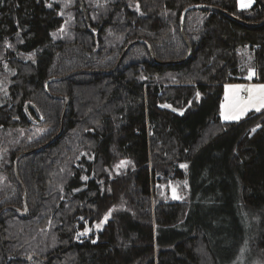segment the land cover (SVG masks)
<instances>
[{
  "label": "trees",
  "instance_id": "16d2710c",
  "mask_svg": "<svg viewBox=\"0 0 264 264\" xmlns=\"http://www.w3.org/2000/svg\"><path fill=\"white\" fill-rule=\"evenodd\" d=\"M94 1L76 0L71 36L54 38L63 22L56 2L0 0V73L9 77L0 88V208L22 209L16 155L51 139L17 161L27 212L0 214V264H220L189 201L208 177L249 213L251 250L264 255V108L234 121L219 116L224 83L246 80L250 70L264 82V4ZM195 3L220 10L185 13L191 52L181 61V15ZM130 42L114 70L47 84L67 98L53 137L64 99L49 95L45 81L111 69ZM121 158L131 165L112 174ZM184 177L189 196L161 195V183ZM113 207L98 230H85Z\"/></svg>",
  "mask_w": 264,
  "mask_h": 264
},
{
  "label": "rangeland",
  "instance_id": "374dc122",
  "mask_svg": "<svg viewBox=\"0 0 264 264\" xmlns=\"http://www.w3.org/2000/svg\"><path fill=\"white\" fill-rule=\"evenodd\" d=\"M56 2L59 5V14L61 15L63 22L58 30L53 34L56 37H70L73 32L74 18L78 15V5L76 0H48V4ZM98 3L97 0L94 1ZM252 0H237L239 8H247ZM82 5H84L82 3ZM87 19L90 8L83 6ZM82 12H80V15ZM72 30V31H71ZM250 77V74L248 78ZM9 83V77L6 73H0V88L5 91ZM258 85H264L261 81H234L226 82L223 84V91L219 105V116L222 120L234 121L224 119L225 116L233 115L237 109L234 107L238 99L247 100L249 96L248 89H253ZM240 86V87H236ZM164 106H168L163 104ZM224 106L223 109L221 106ZM171 108V107H169ZM255 110V108H249L248 111ZM247 111V112H248ZM256 111V110H255ZM247 112H245L244 116ZM18 134L22 135L25 132L18 128ZM17 131V129H16ZM7 135L13 134L12 130L6 131ZM121 162H129L124 166H120ZM131 162L127 158H121L113 164L111 173H119L126 169ZM186 166L185 163H181ZM5 174L0 173V184L4 182ZM195 183L199 182V179H193ZM207 189L196 188L192 196H190V208L191 212L195 216L194 219H200L205 224L211 233L212 243L219 253L221 259L220 264H264V255H260L256 252H252L250 245V217L249 213L245 211L240 205H235L234 196L220 193L213 185V181L208 177ZM161 195L166 199H182L189 196V186L187 184V178L172 179L169 182L160 184ZM228 191L231 192L230 187ZM115 207L109 209L104 213L103 217L90 225L86 231L98 230L105 221L109 218L111 212Z\"/></svg>",
  "mask_w": 264,
  "mask_h": 264
},
{
  "label": "water",
  "instance_id": "95a60500",
  "mask_svg": "<svg viewBox=\"0 0 264 264\" xmlns=\"http://www.w3.org/2000/svg\"><path fill=\"white\" fill-rule=\"evenodd\" d=\"M256 1H259L261 3L264 4V0H256ZM80 10L82 11L85 19H87V15H86V12L83 8V5L80 3ZM194 8H214V9H218L220 10L219 7H216L214 5H210V4H205V3H195V4H191V5H188L186 6L183 11H182V15H181V21H180V31H181V35L187 45V48H188V53L185 57H183L182 59H180L181 61L184 60L191 52V45L190 43L187 41V39L185 38V35H184V32H183V19H184V15L185 13L190 10V9H194ZM264 20V19H263ZM239 21L245 23V24H248V25H254V24H259L261 23L258 22V23H251V22H246V21H243V20H240ZM133 42H130L128 43V45L123 49V51L120 53L115 65L111 68V69H107V70H102V69H85V68H80V69H74V70H71L63 75H59V76H52V77H49L46 81H45V90L46 92L51 95V96H57V97H60V98H63L64 99V105H63V109H62V112H61V116H60V126H59V129L57 131V133L53 136H57V134H59L63 128V122H64V115H65V111H66V106H67V98L66 96H63V95H54V94H51L49 92V90L47 89V84L51 81H58V80H62V79H65L69 76H72L74 74H78V73H100V72H103V71H112L114 70L120 63L123 55L125 54L126 50L129 48V46L132 44ZM145 44L147 45L148 47V51L150 53V56L153 60H156L152 50H151V47L148 43L145 42ZM177 60H170V61H159V62H175ZM51 141V139H49L48 141H46L45 143H42L40 145H38L37 147L35 148H31V149H27V150H24V151H21L20 153H18L16 155V158L14 160V166H13V172H14V177L16 179V181L18 182V184L20 185L21 189H22V209L16 207V206H13V205H5L3 207L0 208V214L5 211V210H15V211H18L20 213H23L25 214L27 212V205H26V190L24 188V185L22 183V181L20 180L19 176H18V172H17V161L20 157L22 156H25L27 154H30L32 153L33 151H35L36 149L38 148H41L43 146H45L47 143H49ZM31 258V255H29L26 259L29 260Z\"/></svg>",
  "mask_w": 264,
  "mask_h": 264
},
{
  "label": "snow or ice",
  "instance_id": "6c2138e0",
  "mask_svg": "<svg viewBox=\"0 0 264 264\" xmlns=\"http://www.w3.org/2000/svg\"><path fill=\"white\" fill-rule=\"evenodd\" d=\"M139 10V9H137ZM251 75V70H250ZM240 87V86H236ZM249 96L247 100L238 99L234 107L237 109V111L230 116H225L224 119L229 120H237L240 118L241 115H243L245 112L249 110V108H255L256 111H260L261 108H264V85H258L253 89H248ZM223 109V105L221 106ZM255 131V129H253ZM129 162H121L120 166H124ZM182 167H186L182 165Z\"/></svg>",
  "mask_w": 264,
  "mask_h": 264
},
{
  "label": "crops",
  "instance_id": "0c3cea01",
  "mask_svg": "<svg viewBox=\"0 0 264 264\" xmlns=\"http://www.w3.org/2000/svg\"><path fill=\"white\" fill-rule=\"evenodd\" d=\"M254 3V0H252V2L249 4V6H251L252 4ZM248 6V7H249ZM250 74V73H249ZM249 76V75H248ZM255 74H254V71H251V75L249 78H247L246 80H243V81H247V80H252V81H257L255 78H254ZM262 109V108H261Z\"/></svg>",
  "mask_w": 264,
  "mask_h": 264
}]
</instances>
